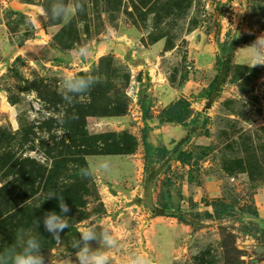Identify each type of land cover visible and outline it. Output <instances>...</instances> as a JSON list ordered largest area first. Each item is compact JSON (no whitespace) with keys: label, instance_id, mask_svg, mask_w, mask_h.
<instances>
[{"label":"rangeland","instance_id":"obj_1","mask_svg":"<svg viewBox=\"0 0 264 264\" xmlns=\"http://www.w3.org/2000/svg\"><path fill=\"white\" fill-rule=\"evenodd\" d=\"M229 1L80 0L48 27L50 0H0V248L30 229L44 264H79L72 240L99 221L116 241L109 264H264V56L249 47L264 0ZM205 48L213 64L199 70ZM77 76L94 82L69 92ZM180 98L181 132L153 123ZM144 131L170 151L146 170ZM49 193L69 205L59 245L38 225L59 211ZM216 201L231 214L203 219Z\"/></svg>","mask_w":264,"mask_h":264},{"label":"clouds","instance_id":"obj_2","mask_svg":"<svg viewBox=\"0 0 264 264\" xmlns=\"http://www.w3.org/2000/svg\"><path fill=\"white\" fill-rule=\"evenodd\" d=\"M80 0H50L49 6L41 15L45 20H51L52 23L48 27L55 26L57 23H64L70 20L75 13L81 10ZM39 23V21H34ZM32 23V21H30ZM40 24V23H39ZM264 35L258 37L257 40L249 47L256 51L253 53L255 57L264 56ZM80 55H86L84 48L79 49ZM260 64V63H259ZM94 82L92 76H77L64 81V86L69 92H83L87 90ZM70 99V97H66ZM56 197L59 205V211H48L38 219V225L42 223L47 232L51 234L52 240L57 244H61L60 232L65 228H70L68 222L69 205L64 202V198L53 193H49L48 198ZM102 226L101 231H96L97 226ZM30 229L20 228L17 230L18 243L15 245L0 248V264H44V258L41 255L42 243L36 236L30 234ZM80 237L73 238L72 248L76 249L75 255L78 257L79 264H109V249L116 246V241L111 232L106 229L99 221L90 223L79 229ZM98 239L100 247L90 249L87 243L90 240ZM133 264H145L144 261L137 259Z\"/></svg>","mask_w":264,"mask_h":264},{"label":"trees","instance_id":"obj_3","mask_svg":"<svg viewBox=\"0 0 264 264\" xmlns=\"http://www.w3.org/2000/svg\"><path fill=\"white\" fill-rule=\"evenodd\" d=\"M225 49V46L223 47V50ZM218 76H216L215 81ZM211 88H215V82L211 84ZM142 109L145 111V118H148V110L149 107L142 103ZM158 120L161 123H173V124H179V125H186V122L188 119L192 116V109H191V103L188 99L180 98L179 100H176L172 105H170L167 108H164L161 110L160 114L158 115ZM200 118V115L194 119V123H198ZM144 150H145V170L148 169L150 165H157L159 163H162L165 161V159L168 157L170 151L167 147L164 146H157L154 145L152 142H150L147 139L146 131L143 132L142 136ZM182 162H184V159L181 157ZM219 205L215 207L214 211H204L203 215L201 216L203 219H215V220H221L227 218L231 212H230V206L227 205L225 202L216 201ZM211 205H216L214 202ZM166 208V207H165ZM200 215V213H198ZM252 216L255 218L251 221H249V225L252 229L256 230V218H259L258 211L254 209ZM180 219V218H179ZM184 221V219H180ZM186 222V221H185ZM260 223H263L264 221L260 220ZM190 225H194L190 222H188ZM255 225V226H254Z\"/></svg>","mask_w":264,"mask_h":264},{"label":"crops","instance_id":"obj_4","mask_svg":"<svg viewBox=\"0 0 264 264\" xmlns=\"http://www.w3.org/2000/svg\"><path fill=\"white\" fill-rule=\"evenodd\" d=\"M214 2H215V5L216 6L218 5L219 7H221L223 4H225V6H226V4L229 5L232 1L230 2L229 0H214ZM232 6H234V4ZM207 48L210 49V46H207ZM193 58H194L195 67L198 68L199 70H208L209 67L213 64L212 63V57L209 54V51H206V48H205V50H202L201 49L200 51H198L197 53H195V55H193ZM150 119L155 124L159 123V122H157L158 115H157L156 111L153 112V115L151 116ZM182 128H183L182 125H176V127L171 128L170 130H175L176 132L177 131L181 132L182 131ZM165 129L163 128L162 130H165ZM171 134H173V133L172 132H169V135H171ZM164 136L166 137L165 134H164ZM179 136H181V135H179ZM164 143L167 144L166 142H164Z\"/></svg>","mask_w":264,"mask_h":264},{"label":"water","instance_id":"obj_5","mask_svg":"<svg viewBox=\"0 0 264 264\" xmlns=\"http://www.w3.org/2000/svg\"><path fill=\"white\" fill-rule=\"evenodd\" d=\"M221 77H219L220 79ZM218 84V83H217ZM215 90H218V86L215 87ZM147 200H149V197L147 196ZM152 201V200H151ZM150 203V201H149ZM151 204V203H150ZM158 213L160 214H164V209H160V210H156ZM260 250H263L264 251V247L260 248Z\"/></svg>","mask_w":264,"mask_h":264}]
</instances>
